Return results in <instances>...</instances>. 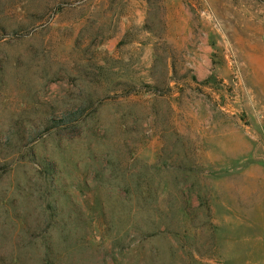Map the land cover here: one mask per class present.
Masks as SVG:
<instances>
[{"label": "rangeland", "instance_id": "obj_1", "mask_svg": "<svg viewBox=\"0 0 264 264\" xmlns=\"http://www.w3.org/2000/svg\"><path fill=\"white\" fill-rule=\"evenodd\" d=\"M0 264H264V0H0Z\"/></svg>", "mask_w": 264, "mask_h": 264}, {"label": "trees", "instance_id": "obj_2", "mask_svg": "<svg viewBox=\"0 0 264 264\" xmlns=\"http://www.w3.org/2000/svg\"><path fill=\"white\" fill-rule=\"evenodd\" d=\"M66 123H67V118H65V120H63L62 122H59L58 126L65 125Z\"/></svg>", "mask_w": 264, "mask_h": 264}]
</instances>
